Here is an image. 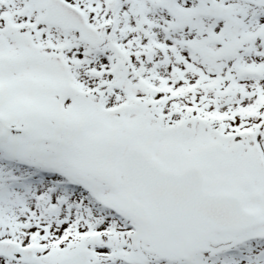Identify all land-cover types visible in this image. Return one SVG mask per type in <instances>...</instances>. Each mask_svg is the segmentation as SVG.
Returning a JSON list of instances; mask_svg holds the SVG:
<instances>
[{
  "label": "snow or ice",
  "instance_id": "snow-or-ice-1",
  "mask_svg": "<svg viewBox=\"0 0 264 264\" xmlns=\"http://www.w3.org/2000/svg\"><path fill=\"white\" fill-rule=\"evenodd\" d=\"M0 264H264V0H0Z\"/></svg>",
  "mask_w": 264,
  "mask_h": 264
}]
</instances>
